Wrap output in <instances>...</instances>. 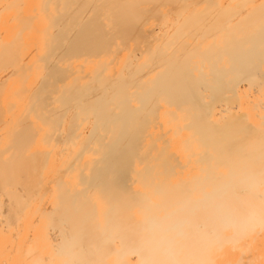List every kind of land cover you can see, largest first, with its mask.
Wrapping results in <instances>:
<instances>
[{"label":"bare ground","instance_id":"6f19581e","mask_svg":"<svg viewBox=\"0 0 264 264\" xmlns=\"http://www.w3.org/2000/svg\"><path fill=\"white\" fill-rule=\"evenodd\" d=\"M14 4L0 264H264V0Z\"/></svg>","mask_w":264,"mask_h":264},{"label":"rangeland","instance_id":"374dc122","mask_svg":"<svg viewBox=\"0 0 264 264\" xmlns=\"http://www.w3.org/2000/svg\"><path fill=\"white\" fill-rule=\"evenodd\" d=\"M13 8L16 9L17 11V19H12V32L14 34V36L16 37V41L15 43L11 46V51H12V58L14 60V62L11 64V66L16 62V58L18 55V50H19V46H20V41L18 39L19 33L23 32V29L25 27L24 23H25V17H24V9L23 7H21V0H15V4L13 6ZM55 27L56 24H55Z\"/></svg>","mask_w":264,"mask_h":264}]
</instances>
